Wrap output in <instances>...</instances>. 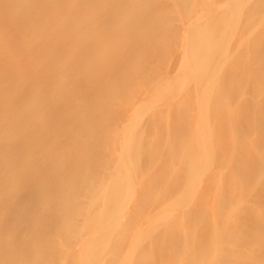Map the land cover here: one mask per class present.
Returning a JSON list of instances; mask_svg holds the SVG:
<instances>
[{
  "label": "bare ground",
  "instance_id": "bare-ground-1",
  "mask_svg": "<svg viewBox=\"0 0 264 264\" xmlns=\"http://www.w3.org/2000/svg\"><path fill=\"white\" fill-rule=\"evenodd\" d=\"M159 1L0 0V264H264V255L257 257L264 252V222L254 220V209L264 207L259 171L264 168V137L253 147L240 145L246 140V123L220 101L243 96V118L264 107V0H172L183 16L177 20L174 4ZM163 7L171 8L174 17L157 28L151 21ZM177 21L183 24L180 29L185 27L182 34ZM163 25L168 30L163 32ZM174 26L184 34L178 52L181 36ZM135 33L140 38L131 39ZM171 43L177 44L176 53ZM105 49L117 54L105 57ZM160 53L165 59L158 61ZM139 57L153 61L133 65ZM127 74L135 78L115 82L122 100L138 81L153 83L140 101L129 107L118 101L115 112H109L100 99L104 111L75 119V107H91L101 88ZM228 77L236 78L233 86L227 85ZM78 83L89 86L84 90ZM78 87L85 103L76 98ZM180 91L187 94L179 96ZM196 109L201 111L193 113ZM229 131L236 157L228 165L236 185L228 189L220 173L194 188L204 165L209 169L212 164L214 170L220 164L230 145ZM85 133L94 134L96 145H89L94 147L91 155L87 148L85 156L77 151L81 157H73ZM25 152L32 159L52 153L56 162L51 156L48 162L34 160L39 173L31 181L18 163ZM255 157L258 169L248 164ZM125 165L131 169L121 170ZM103 167L107 181L97 175ZM246 174L256 180L250 189L243 186ZM32 182L31 191L46 198L38 202H43L40 210L28 196ZM234 207L242 216L229 226L225 219ZM261 213H256L259 218ZM35 229L38 233L29 239L26 235ZM230 233H240L241 241L225 251L222 244ZM209 255L218 256L217 261L207 262Z\"/></svg>",
  "mask_w": 264,
  "mask_h": 264
},
{
  "label": "rangeland",
  "instance_id": "rangeland-1",
  "mask_svg": "<svg viewBox=\"0 0 264 264\" xmlns=\"http://www.w3.org/2000/svg\"><path fill=\"white\" fill-rule=\"evenodd\" d=\"M156 1V0H155ZM164 1V0H163ZM162 0L161 1H159L160 3L161 2H163ZM168 0H166L164 3H165V5H168V6H170L171 4H166V2H167ZM249 2H251V1H253V0H248ZM158 2V3H159ZM169 2H172V4H174V6L176 7V5H178V4H176L175 2H173L172 0H170ZM248 2V3H249ZM157 3V4H158ZM163 3V4H164ZM168 3V2H167ZM154 5L156 4V3H153ZM167 7V6H166ZM164 8V7H163ZM169 8V7H168ZM173 9H175V8H173ZM176 9H177V7H176ZM172 9L171 8H169V10H167V9H165L164 8V11H163V9H162V13L161 14H159V15H156V17H155V19L153 20V18H152V20L154 21H151L152 23L151 24H153V25H155V27H157V28H161V27H158V26H156V25H161V23H164L166 26H167V24H169V23H172V21H171V14L173 15V13L171 12L170 13V11H171ZM179 10L177 9V12H175L174 11V13H176V14H174L175 16H177L178 14L177 13H179V12H181V11H179ZM161 12V11H160ZM129 12H127L126 14H128ZM156 14H158V13H156ZM244 14V15H243ZM242 15H241V17L243 16H245L246 14L245 13H243ZM129 15H130V13H129ZM128 15V16H129ZM174 15H173V17H174ZM155 16V15H154ZM179 16V15H178ZM178 16L177 17H174V18H176V20H177V18H178ZM180 16H181V14H180ZM180 16H179V18H180ZM131 17V16H130ZM170 17V18H169ZM169 18V20L171 21V22H167L168 19ZM181 18H183V16L181 17ZM180 18V19H181ZM175 20V21H176ZM174 21V20H173ZM174 21V22H175ZM150 22V21H149ZM167 22V23H166ZM173 22V23H174ZM181 24H182V22L181 21H179ZM177 24H178V21L176 22ZM175 23V24H176ZM180 23L178 24L179 25V27L178 26H176V27H178L177 28V30L178 29H180L181 27H180ZM149 26H150V23L148 24ZM153 25H151V26H153ZM159 25V26H160ZM165 25H163V28H162V31H163V29H165V28H167V27H165ZM174 25V24H173ZM183 25V24H182ZM150 26V27H151ZM185 26V25H184ZM165 27V28H164ZM168 27H170L169 25H168ZM176 27L174 26V29H175V31H176ZM152 28V27H151ZM150 28V29H151ZM157 28H156V30H157ZM183 29H180L179 31H176L177 32V34H179V33H181V32H183V31H186L184 28L185 27H182ZM102 29V28H101ZM100 29V30H101ZM152 30H154L153 28H152ZM165 30H168V29H165ZM164 30V31H165ZM171 30H173L172 28H171ZM170 29H169V31H171ZM102 31H103V29H102ZM160 30L158 29V31H157V33H159V35L161 34V31L159 32ZM163 31V32H164ZM174 31V30H173ZM172 31V32H173ZM163 32H162V34H163ZM179 32V33H178ZM168 33H171V32H168ZM184 33V32H183ZM136 34V35H135ZM134 35H131L130 36V38L132 39V37L134 38V39H137L138 37L140 38V36H138V34L137 33H135ZM165 34V33H164ZM177 34H175L174 33V35H177ZM182 34V33H181ZM139 35H141V33L139 34ZM166 35H167V33H166ZM165 35V36H166ZM170 35H172V34H170ZM174 35H173V37H174ZM184 35V34H183ZM181 36L180 34L178 35V36H181V37H179L180 39H178L176 36H175V38H177V40L176 41H178L180 44H178V42H175V40H171L170 38H173V37H168L167 36V39H170V41H174L175 43H177L178 44V48L176 47V45H175V47H174V45L172 44H169L170 46H173V49H174V51H173V49L171 50V52L173 51V52H175L176 50V48H177V52L181 49V44H182V40H183V38L182 37H184V36ZM162 36V35H161ZM218 36H219V34H218ZM160 37V36H159ZM164 37V36H163ZM161 38V37H160ZM159 38V39H160ZM182 38V39H181ZM133 39V40H134ZM174 39V38H173ZM161 40H163L162 38H161ZM180 40V41H179ZM164 41H166L165 39H164ZM163 41V42H164ZM169 41V40H168ZM1 43V42H0ZM169 43V42H168ZM174 43V44H175ZM165 44H167V43H165ZM253 44V43H252ZM251 44V45H252ZM1 45V44H0ZM164 45V44H163ZM167 46V45H165V46H167V48L169 47L170 48V46ZM179 45H180V47H179ZM250 45V47L252 48L253 47V45L251 46ZM255 46V45H254ZM113 47V46H112ZM112 47H108V48H110V49H112ZM214 48V46H211L210 47V49L211 48ZM115 48V47H114ZM113 48V49H114ZM148 48V47H147ZM256 47H254V49H255ZM107 49V48H106ZM105 49V50H106ZM110 49H108V50H106V51H103L104 52V55L103 56H105V57H108V58H110V57H112L111 55L113 54V55H116L115 54V52H117V50H110ZM146 49V48H145ZM145 49H144V52H145ZM148 49H150V48H148ZM148 49H146V52H148V51H150V50H148ZM166 50V49H165ZM168 50V49H167ZM114 52V53H113ZM166 52V51H165ZM165 52H161V53H163V56H164V54H166ZM160 53V54H161ZM168 53V52H167ZM176 53V52H175ZM107 55V56H106ZM168 55V54H167ZM167 55H165L164 57H166ZM110 56V57H109ZM114 57V56H113ZM112 57V58H113ZM164 57H162V54L161 55H159V56H157V60L159 61V59H161L162 58V60L163 59H165ZM104 59H107V58H104ZM146 59H148V60H146ZM150 59H152V58H150V57H148V58H141V57H139V59L137 58V60H135V61H133L134 62V64L133 65H137V64H139L140 63V65L141 64H145V62H146V64H148L147 63V61L149 62V61H153V59L152 60H150ZM156 60V61H157ZM161 60V62L163 63V61ZM140 61V62H139ZM137 63V64H136ZM151 63V62H150ZM230 63H233V64H235L234 63V61H232V62H230ZM131 64V63H130ZM129 64V65H130ZM132 64H131V66H132ZM145 64V65H146ZM232 64V65H233ZM231 65V67H233ZM259 65V64H258ZM139 66V65H138ZM160 66H162V65H160ZM224 67H226V66H224ZM230 67V68H231ZM235 67V66H234ZM226 68H228V67H226ZM229 69V68H228ZM132 75V74H131ZM120 76H121V74H120ZM120 76H117L118 77V79H114V78H116V77H114L113 79V82H111V81H109V82H107V83H112L113 85H114V87H113V85L110 83L108 86L109 87H107V85L105 86V87H107V89L105 88H101V89H103V91H100L99 92V97L96 99L97 100V102L95 103V104H93L91 107H89V108H87L86 110H79V108L80 107H82L81 105L82 104H80V105H78L77 107H75L76 109L74 110V112H76V114H75V119H78L79 121L80 120H82V119H84V120H86L87 118H88V116L91 114V113H94V112H96V111H99L100 109V111H104V107H102L103 105H107V109H106V107H105V111H109V112H115V110L113 109L115 106V104L119 101V104L121 103V102H125V103H121V105L122 104H125L127 107H129V106H131V105H133V104H136L138 101H140L139 99H140V97L141 96H143V95H145L146 94V92H149L150 91V84H153V83H151V81H149V80H147L148 82H146V81H141V82H137V80H136V87L135 86H133V88H132V90L134 89V92H132V93H130V94H127V95H125V96H123V100H122V95H119V94H121V93H118V91H114V90H117V88H115L117 85V82H118V85H119V83L121 82V80H123L124 82H125V80H128L129 78L130 79H133V78H135L134 76L135 75H133L132 77L130 76V75H128L127 74V76L126 75H122V77H120ZM121 79V80H120ZM116 80H117V82H116ZM119 80V81H118ZM235 80H236V78H233V77H228V81L226 82L227 83V85H229V86H233L234 84H235ZM121 82L122 84L124 83V82ZM131 81H133V80H131ZM115 82H116V84H115ZM134 82H135V79H134ZM264 82V81H263ZM261 83V85H260V88L263 90V92H264V86L262 85V84H264V83ZM85 83V82H84ZM79 84L78 86H85V85H88V84ZM145 84H146V86H145ZM110 85H112V87L110 86ZM116 85V86H115ZM121 85V84H120ZM141 85V86H140ZM143 85V86H142ZM82 86H81V88H82ZM89 86V85H88ZM140 86V88L138 89V87ZM77 87V86H76ZM104 87V86H103ZM135 87V88H134ZM143 87V88H142ZM147 87H149L148 88V90L147 89H144V88H147ZM79 88V94H80V96H79V94H78V96L76 97L77 99H79V101H82L83 99H84V101H85V99H86V96H84V98H82L81 97V88L80 87H78ZM88 88V87H87ZM87 88H86V91H87ZM142 88V89H141ZM88 89H90V88H88ZM138 89V90H137ZM83 90V89H82ZM84 90H85V87H84ZM91 90V89H90ZM145 90V92H144V94H143V91ZM147 90V91H146ZM88 92H90V91H88ZM114 92H116V93H114ZM136 92V93H135ZM139 92H141V95H140V93ZM117 93H118V95H117ZM86 94V93H85ZM84 94V95H85ZM117 95V96H119V99L121 100H118V99H116L117 98V96L116 97H114V95ZM151 94V93H150ZM179 96H183V95H186L187 93H186V91H180L179 92ZM30 95H32V94H30ZM82 95H83V92H82ZM87 95V94H86ZM135 95V96H134ZM138 95H140L139 96V98H138ZM134 96V97H133ZM137 96V97H136ZM150 96H152V95H150ZM243 97V96H242ZM241 96H237V97H230V96H225L224 98H221L220 99V101H222V107L224 108V107H230L231 108V110H234V111H236V114H237V116L239 117V119L243 122V124H245L246 123V125H245V129H243L242 128V132L245 134V138H246V140L244 139V142L243 143H240V145H244V146H249V147H253L254 145H256V143L258 142V141H260L261 140V138L262 137H264V134H261L259 131H260V129L261 128H259L260 127V125H261V127L263 128V126H264V122H263V120L262 119H264V107H260V108H262V109H260V108H258V109H256V110H254V111H252L250 114L251 115H249V116H247L246 118L244 117L243 118V115H242V112H241V110H243V108L245 107V98L243 99ZM31 99V102H30V106H31V104H32V102H33V100H34V97L32 98V96L30 97ZM80 98H82V99H80ZM136 98V99H135ZM101 99V100H100ZM113 99H114V101H113ZM135 99V100H134ZM99 100L100 101H102V102H104V104H102V103H100V104H102V106H100L99 105ZM84 101H82V102H84ZM134 101H135V103H134ZM35 102V101H34ZM113 102H115L114 104H113ZM29 103V102H28ZM85 103V102H84ZM112 105V106H110V105ZM127 104H129V105H127ZM131 104V105H130ZM34 105V104H33ZM116 105H118V103L116 104ZM124 105V106H125ZM227 105V106H226ZM124 106H122V107H124ZM31 108H33V106H31L30 107V109ZM103 108V109H102ZM111 108H112V110H111ZM198 109H200V108H198ZM198 109H196V111H193V113H198L199 111H201V110H203V107H202V109L201 110H198ZM225 109V108H224ZM229 109V108H228ZM260 109V110H259ZM78 110H79V112H78ZM92 110V111H91ZM114 110V111H113ZM260 111V112H259ZM108 112V113H109ZM107 113V112H106ZM107 113V114H108ZM106 114V115H107ZM109 114H111V113H109ZM202 114V112L200 113V115ZM263 117H262V116ZM191 116L189 115L188 117L186 116V117H184V119L182 118V121H185V120H188L189 118H190ZM262 117V118H261ZM86 118V119H85ZM188 118V119H187ZM262 120V122H261V120ZM83 121V120H82ZM253 122L252 124H251V122ZM256 121H257V123H262V124H257V126H256ZM258 121H260V122H258ZM249 122V123H248ZM255 122V123H254ZM241 123V122H240ZM252 126H250V125ZM255 124V125H254ZM259 125V126H258ZM249 126V127H248ZM256 126V127H255ZM43 128V127H42ZM39 130L40 131H42L41 130V128H39ZM263 131H264V128L263 129H261V132L263 133ZM56 132H61V131H59V130H57V131H55V133ZM230 133H231V131H229V133H227L228 134V137H227V139L228 140H226V143L227 144H230V145H228L227 147V150L223 153V155L221 156V160L219 159V162L218 163H220V164H218L217 165V167L214 169V170H212V164H211V166H210V168L209 169H207V168H204L205 167V160H203V163L204 164H202V165H204V167H203V172L201 173H199L197 176H195V177H197V179H196V181L194 180V178H193V180L195 181V185H194V188H197V189H200L201 187H202V185L203 184H205V182H207V181H209V182H211V181H213L214 180V178H215V176H217V175H220V173H221V177H225L226 178V187L228 188V189H233L234 188V185H236L235 184V182L234 181H232V180H230L231 179V176H232V174L230 173V169L232 168L231 166H230V164L228 165V163L229 162H231V160H233V158H235L236 157V153L234 152V150L232 151V150H230V146L232 145L230 142H234V139H231L232 138V136H230ZM242 133V134H243ZM248 136H247V135ZM55 135V134H54ZM53 135V136H54ZM83 136H80V138H79V141L81 142V140H82V144L81 145H76L77 147H78V150H75L74 151V156L73 157H75L76 156V154H77V156L76 157H81V156H85L87 153V151L85 152V150H87V148L88 149H90L91 148V146H94V145H96L95 143H94V145H93V142H91V140H92V138H94V137H92V136H94V134L93 135H89L88 133L86 134L85 133V135L84 134H82ZM263 135V136H262ZM56 136L58 137V134L56 133ZM89 136H90V138H89ZM231 137V138H230ZM256 137V138H255ZM259 138H260V140H259ZM81 139V140H80ZM256 140H257V142H256ZM264 139L262 138V141H263ZM262 141H260L261 142V145L262 144H264V142H262ZM147 142H149V143H151V140L149 141V139L147 140ZM253 142V143H252ZM225 143V144H226ZM33 144L34 143H32V146H30V149L31 148H33L34 146H33ZM63 143L61 142V145H62ZM92 144V145H91ZM29 145H31V143H29ZM28 145V146H29ZM59 145H60V143H59ZM89 145H91V146H89ZM260 145V146H261ZM36 146V145H35ZM76 147V148H77ZM262 147H264V145H262ZM93 148L94 147H92L90 150H88V151H90L89 152V154L91 155V151H93ZM28 149V148H27ZM80 149V150H79ZM229 149V150H228ZM51 150V149H50ZM210 150V149H209ZM209 150H207V151H209ZM77 151H79L78 153H80V155H78V153H77ZM47 152H52V151H47ZM47 152H46V156L44 155H41L39 158H41L40 160H39V158L37 157H35L36 159H32L33 157H30V155H28V153H23L20 157H19V161H18V163L22 166V168H23V175L27 178V179H29V180H31V181H34L35 180V178L34 177H36V174L37 173H39V171H36L35 172V168H34V165H35V161H46V159H49L50 158V156L52 155V153H51V155L49 154V155H47ZM101 152V151H100ZM103 152H106V150H103L102 149V153ZM177 153H178V150H176V151H174V153H173V155L172 156H176L177 155ZM211 153V152H210ZM209 153V154H210ZM72 154H73V152H72ZM71 154V155H72ZM88 154V155H89ZM94 154H96L95 152H94ZM209 154H206V155H209ZM234 155H235V157H234ZM48 156H49V158H48ZM54 156V155H53ZM53 156H51V158L53 157ZM144 156V155H143ZM142 156V157H143ZM212 156V153H211V155H210V157ZM55 157V156H54ZM52 158L53 159V161H55L56 162V159L55 158ZM105 157H109V156H106V154H105ZM105 157L103 158L104 159V162H105V164L107 165L108 163H106V162H108L107 160H108V158L106 159V161H105ZM148 156H145V158H147ZM205 157V156H204ZM254 157V156H253ZM50 158V159H51ZM145 158H141V159H145ZM200 158H201V156H200ZM206 158V157H205ZM209 158V157H208ZM256 158V157H255ZM30 159H32V160H30ZM49 159V160H50ZM75 159H77V158H75ZM254 158H252V160H250V161H252V162H250V163H248L249 165H250V167L251 166H253L254 164H256L257 166L259 165L258 163H260L259 162V159H258V157L256 158L257 160H253ZM35 160V161H34ZM176 160V159H175ZM174 160V161H175ZM212 161H213V157H212V159H211ZM198 160H196V162H197ZM201 161V160H200ZM199 161V162H200ZM210 161V160H209ZM46 162H48V161H46ZM51 162V161H50ZM198 162V163H199ZM30 163H32V168L34 169V171H33V169L32 168H30L31 167V164ZM102 163H103V161H102ZM198 163H196V164H198ZM210 163V162H209ZM52 164V166H53V163H51ZM55 164V163H54ZM177 164V166L179 165V160H178V162L176 163ZM199 164H201V163H199ZM198 164V165H199ZM240 163H238V164H236V166L237 165H239ZM251 164H253V165H251ZM106 165H105V167H106ZM210 165V164H209ZM261 165V164H260ZM236 166L234 165L233 166V168L235 167L236 168ZM239 166H241V164L239 165ZM255 166V165H254ZM254 167V168H259V166L258 167ZM14 166H12V167H10V173H14L15 172V170L16 169H14L13 168ZM108 167V166H107ZM238 167V166H237ZM17 168V167H16ZM101 169V168H100ZM103 170H101V172L99 173L98 171H97V175L99 176V179L101 178L102 179V181H103V178H105L104 179V181H107V180H109V178L107 177V176H104L103 177V175L101 176V174H104V171L106 170V172H108V170H107V168L105 169L104 167L102 168ZM129 170V169H131V167L130 166H123V168L121 169V170ZM264 168H262V170H261V167L259 168V171H263V172H261V177L262 178H264V170H263ZM77 171V170H76ZM75 171V172H76ZM78 171H79V169H78ZM212 172V173H210V172ZM81 171H79V173H80ZM125 172V171H124ZM207 172V173H206ZM219 172V173H218ZM35 173V174H34ZM51 173V172H50ZM83 172H81V174H82ZM207 175H206V174ZM263 173V174H262ZM51 174H53V173H51ZM110 174V173H109ZM214 174V175H213ZM105 175H106V173H105ZM226 175V176H225ZM251 176V177H250ZM253 176V177H252ZM95 177H97V176H95ZM94 177V178H95ZM108 179H107V178ZM109 177H111V174L109 175ZM247 177V178H246ZM34 178V179H33ZM98 178V177H97ZM246 178V179H245ZM33 179V180H32ZM242 179L244 180L243 181V183H244V185L243 186H245V188H251V187H254L255 185H256V180L254 179V175H244V176H242ZM264 180V179H263ZM30 181V182H31ZM193 181V182H194ZM204 182V183H203ZM209 182H207V183H209ZM264 182V181H263ZM262 182V183H263ZM207 183L205 184V185H207ZM242 183V184H243ZM246 183V184H245ZM32 185H33V182L32 183H30V191H29V193H28V196H29V199L30 198H32V199H34L37 203V205L38 204H41L42 205V203H38V202H41L43 199L45 200L46 198H44V196L42 195V196H40L39 194V192L38 191H34V192H32L31 191V187H32ZM263 185H264V183H263ZM136 186H139V185H136ZM136 186H134V187H136ZM209 194H210V192H208ZM200 195H203L202 197H204V199H205V197H206V192H204L203 194H201L200 193ZM197 199H198V197H197ZM200 199H202L201 197H200ZM200 199H198L197 201L199 202V200ZM34 200H32V201H34ZM43 200V201H44ZM202 202H204L203 200H202ZM201 202V203H202ZM209 202L207 201V198H206V203H205V206H206V208H207V204H208ZM204 204V203H203ZM45 205V204H44ZM43 206V205H42ZM264 206V205H263ZM40 206L38 205V206H35V208H36V210H40V208H39ZM239 207H242V209L244 208L243 206H239ZM239 207H234V208H230V211L227 213V217H226V219H225V222L227 223V225H235L236 223H237V221H238V219L242 216L241 214H242V210H240L239 209ZM38 208V209H37ZM203 208H204V206H203ZM259 208V209H258ZM258 208L256 207V209H254V212H255V215L254 216H256L255 218H254V220L256 221V223L258 222V224H259V222H260V224H263V222H264V219H262V218H264V215H262V213L264 214V211L262 210L264 207H260L259 205H258ZM257 209H258V211H260V210H262V213H261V211L258 213V211H257ZM208 212H212L211 211V209H210V211H208ZM208 212H206L207 213V215L206 216H208L209 218H210V216L208 215ZM254 212L252 213V214H254ZM213 213V212H212ZM211 213V214H212ZM260 214L261 213V215H260V217H262V218H259V215H257V214ZM210 214V215H211ZM258 218V219H257ZM257 219V220H256ZM260 219V220H259ZM263 221H262V220ZM259 220V221H258ZM261 221H262V223H261ZM38 231V229H35L34 230V232H32V233H30L32 230H29L30 232H28V234L26 235L29 239H31V234L33 235L34 233H38L37 231ZM175 229L173 228V230L172 231H174ZM36 235V234H35ZM35 235H33V237L35 236ZM54 238V237H53ZM55 238H60V237H58L57 235L55 236ZM54 238V239H55ZM226 239H225V241H224V243L222 244V248H224L223 250H225V251H227V250H231V249H233V248H235V246L237 245V244H239L240 242L239 241H241V236H240V233H230L229 235H227V237H225ZM54 239H52V240H54ZM56 240V239H55ZM59 240V239H58ZM238 242V243H237ZM260 251V250H259ZM262 251V250H261ZM263 251H264V249H263ZM212 254V253H211ZM259 256H257L259 259H260V256H263L264 255V252H260L259 254H258ZM263 258H264V256H263ZM263 258H262V260H263ZM217 259H218V256H213V255H209L208 257H206V261L207 262H209V263H215L216 261H217ZM205 261V262H206ZM261 261V260H260ZM38 262L39 261H37V263L36 264H38ZM261 262H263L264 263V261H261ZM231 263H233V264H235L236 262H231ZM237 264V263H236ZM239 264V263H238Z\"/></svg>",
  "mask_w": 264,
  "mask_h": 264
}]
</instances>
